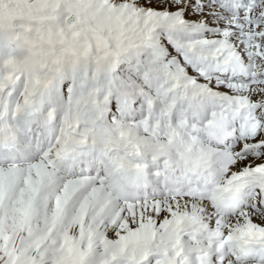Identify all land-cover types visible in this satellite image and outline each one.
I'll return each mask as SVG.
<instances>
[{"label": "snow or ice", "instance_id": "snow-or-ice-1", "mask_svg": "<svg viewBox=\"0 0 264 264\" xmlns=\"http://www.w3.org/2000/svg\"><path fill=\"white\" fill-rule=\"evenodd\" d=\"M0 264H264V0H0Z\"/></svg>", "mask_w": 264, "mask_h": 264}]
</instances>
